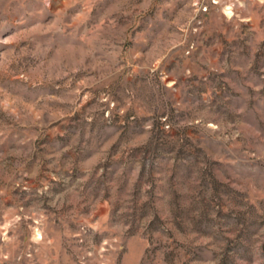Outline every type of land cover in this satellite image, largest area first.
<instances>
[{
	"label": "rangeland",
	"instance_id": "rangeland-1",
	"mask_svg": "<svg viewBox=\"0 0 264 264\" xmlns=\"http://www.w3.org/2000/svg\"><path fill=\"white\" fill-rule=\"evenodd\" d=\"M0 264H264V0H0Z\"/></svg>",
	"mask_w": 264,
	"mask_h": 264
}]
</instances>
